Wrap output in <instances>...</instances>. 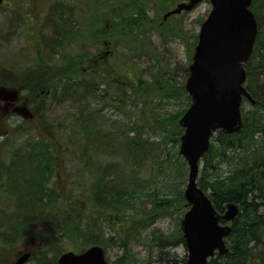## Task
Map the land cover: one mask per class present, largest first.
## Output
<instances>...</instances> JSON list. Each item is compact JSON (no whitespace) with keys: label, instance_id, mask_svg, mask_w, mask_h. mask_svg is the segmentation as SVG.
<instances>
[{"label":"rangeland","instance_id":"1","mask_svg":"<svg viewBox=\"0 0 264 264\" xmlns=\"http://www.w3.org/2000/svg\"><path fill=\"white\" fill-rule=\"evenodd\" d=\"M181 1L185 0H3L0 6V89L18 88L21 100L25 101L23 106L29 110V115L2 110L0 116V142H4L0 148L4 150L0 152L3 201L11 204L16 200V193L21 192L23 186L21 175L27 176L29 170H26L31 166L27 156L9 157L13 151L38 156L33 159L37 165L32 166L38 173L36 179L43 176L45 196H41V201L33 200L35 204L43 203L35 208L38 209L36 214L42 215H36L27 232L18 235L13 229L10 240L0 238V261L16 264L19 255L29 252L30 258L23 264H31L35 252L42 250L48 260L45 264H58L57 258L62 252H80L99 244L110 264H180V258L186 255L185 245L160 244V240L176 237L180 220L188 208L183 197L188 165L178 153L180 134L175 141L176 130L167 120L190 104L191 98L185 89V94L174 89L184 88L197 31L211 8L208 0H202L190 10L164 16ZM102 12L105 15L102 16ZM133 12L146 16L147 21L142 24ZM122 15L132 16L131 20L136 18L132 30L145 31L141 45L135 39L128 44L127 33L119 30L118 20ZM113 21L116 24H112ZM134 34L136 32H132ZM96 55L97 61L92 58ZM74 68L88 74L96 69L103 73L111 70L106 76L116 73L141 84V88L134 85L135 92L127 89L122 95V104L119 93H112L106 85L108 79L83 97L55 95L63 80H69ZM93 74L92 79L96 73ZM39 75L44 76V83L36 87L28 85L27 79ZM69 86L66 84L65 91ZM48 88L49 97L46 96ZM164 89L169 90L171 98L163 93ZM11 113L13 117L7 119ZM31 113L34 119H25ZM74 118L85 121L76 123ZM24 123H28L29 130L35 125L49 140H35V143L17 133H5L6 137H1L6 126ZM96 128L109 137L103 138L108 142L107 148L92 155L95 166L112 162L121 167L120 175H115L116 183L133 192L115 207L117 217L127 221L115 219L114 214L113 219L105 216V220L97 213L98 217L94 218L101 230L97 235L100 242L92 243L96 228L89 231L84 217L72 215L81 204L86 207L94 199L89 197L92 190L78 182L79 179H85L86 184L90 182L92 171L85 168L82 174H74L78 159L64 151L63 148L69 147L63 145L65 139L73 140L81 135H86V140H94L96 134L101 133ZM137 136L141 141L132 144L131 138ZM125 140L131 143V149H127ZM8 144L12 149L16 146L17 150H9ZM109 148L116 151L110 152ZM39 161H42L40 167ZM13 166L15 183L12 173L8 172V167ZM91 166L94 165L91 163ZM221 171L224 174L223 168ZM99 197L97 193L94 202L99 201ZM95 215L93 211L90 216ZM132 225L133 228L126 231ZM90 226L95 227L92 218ZM109 237L111 241L107 242ZM159 253L162 254L158 259ZM166 257H175L177 262L166 261Z\"/></svg>","mask_w":264,"mask_h":264},{"label":"trees","instance_id":"2","mask_svg":"<svg viewBox=\"0 0 264 264\" xmlns=\"http://www.w3.org/2000/svg\"><path fill=\"white\" fill-rule=\"evenodd\" d=\"M251 9L257 20L258 33L251 56L244 63V67L246 70L245 86L253 98V102H250L248 99H244L242 102V126L237 132L224 134L218 130L213 134L209 149L201 160L199 170L198 186L207 193L218 211H223L227 202H234L238 205V212L231 222V232L226 240L228 251L224 254L216 253L208 259L207 264H264V0H253ZM133 13L141 20L142 24L144 23L143 21H147L146 16H141V14L137 12ZM101 15L103 16L105 13L102 12ZM131 18L132 16L125 15L119 17L118 22L121 25L119 30L127 33L128 44L132 42V39H135L138 44L141 45V42H144L143 34L145 31L132 30L137 21L136 18H134L135 20H131ZM112 24H116V21H113ZM114 29L117 30V28ZM132 32H136V34L132 35ZM134 54L136 53L134 52ZM92 58H95L97 61V55ZM48 66L51 67V64ZM108 71L103 73L96 69L88 74V71L77 72L74 68L71 70L72 75L69 80H63V85L58 87L59 91H55V95H61L63 98H73L77 95L83 97L97 90L100 82L105 81L104 79H108L109 81L106 82V85L112 93H119V102L122 104V95L127 92V89H131L135 92L134 85L136 86L138 84L133 83L130 79H123L124 77L116 73L111 72V76H106ZM93 72L96 73L94 79H92L94 75ZM104 75L106 77H104ZM43 77V75H39L34 79H27V81L31 83H28V85L34 87L39 83H44L45 80L43 81ZM65 83L70 85L66 88L68 94L65 91ZM137 87L141 88V84ZM167 89H164L163 93L169 98L171 94L169 95V90ZM174 90L176 92L181 91L185 94L183 86H178ZM98 92L99 90L96 94H98ZM186 98L188 97L186 96ZM184 110L185 108L180 113L175 114V116L167 120L176 130V132H174V135H176L174 138L175 141H178V135L182 132V128L177 124V121ZM74 121L82 124L85 119L78 121L74 118ZM27 124L28 123L17 124L13 127H9L8 125L6 126L7 129L5 132H2L4 136L1 137H6L5 133H17L18 135L22 134L24 138L35 143L36 141L42 142L49 140L45 137V134L36 129L35 125L31 130L27 129ZM159 125H162V121H160ZM96 130L101 133L96 134L94 140H86V135H81V137L72 138L73 140H70V138L67 140L65 139L63 145H68L69 147L63 148L64 151L78 159L79 164L77 168H75L74 174H82L86 170L89 172L92 171V174L90 173L91 183L87 182L86 184L85 179H79V184L83 186L86 185L87 188L92 190V194H89L90 198L93 197L97 199V193H99L100 196L99 201L94 202L93 199L86 207L81 204L80 209L72 214H79L81 217H84L89 231L96 228V237L93 238L92 243L100 242L97 235L101 234L99 223L94 217H98L97 215L99 214L101 218L107 220L105 216H110L113 219L112 214H114L116 219V203L125 201L123 197L130 196L131 192H133L126 190L123 184L119 185L116 183L115 175H120L121 167H118L115 163L112 164V162H105L95 166L96 161L92 155L97 153L101 148H107L105 145H108V142L104 141L103 138L109 137L106 132H102L100 128H96ZM6 140H8V138H6ZM139 141H141V139L138 136L130 140L132 144ZM125 143H127V149H131V143L126 140ZM3 146L4 142L2 141L0 142V148ZM8 146L10 148L9 150H17L16 146H14L13 149L11 144H8ZM32 146L33 144L30 145V147ZM109 146H111V144ZM109 150L110 152L116 151L114 148H109ZM3 151L4 150H0V152ZM38 155L43 161V157L40 156V154ZM26 156L29 161L31 160L29 163L31 166L26 170H29L27 176L24 177L23 174L21 175L23 186L21 187V192L19 191L16 193L15 202L11 204L4 203V197L1 191L2 185H0V195L2 196V202H0V238L3 240H10L13 237V235L10 234L14 231L13 229L16 230L18 235L27 232L29 224L33 223L36 215H38L36 214L38 209L35 210V208L43 204H37V202L35 204V202H33L35 199L41 201V196H45L42 192L43 180L41 177L43 176L36 179L38 173L35 169L33 170L32 166L33 164L37 165V162L33 161V159L38 156L30 152L26 154H17V151H13L9 157L19 158ZM42 161H39V167ZM91 163L94 166H91ZM113 165L114 167H112ZM85 168L87 169L85 170ZM222 168L224 169V174L220 173L223 172L221 171ZM13 169L14 166L12 168L8 167V172L12 173V178L13 175H15ZM2 174V168L0 167V180H2ZM15 177L12 179L13 183H15ZM10 189L12 190V188ZM11 190H9V192ZM181 200V202L184 203L182 198ZM93 211L96 212V215L90 216L93 214ZM153 214L155 215L156 212ZM91 218L92 224L95 227L90 226ZM117 218L121 221H127L120 216ZM24 222H26L25 225L21 227ZM3 225H5L4 229L1 228ZM132 228L133 225L130 228H126V231ZM81 231H83V228ZM110 241L111 237L108 238L107 242ZM176 243H183L180 231H178L176 237L172 240L168 238L160 240L161 245H173ZM35 253L33 257L34 261L31 264H45L44 261H48L46 254H44L42 250ZM161 254L162 253H159L158 259L161 258ZM165 260L177 262V258L175 257H166ZM184 260L185 255L180 258V264H184Z\"/></svg>","mask_w":264,"mask_h":264},{"label":"water","instance_id":"3","mask_svg":"<svg viewBox=\"0 0 264 264\" xmlns=\"http://www.w3.org/2000/svg\"><path fill=\"white\" fill-rule=\"evenodd\" d=\"M2 0H0L1 3ZM201 0L178 2L166 15L189 10ZM211 9L200 24L197 42L188 66L185 89L191 101L178 120L183 127L178 153L188 165L183 197L188 206L180 220L187 250L185 264H207L215 252L227 251L228 223L238 209L233 202L220 213L208 195L198 186L200 161L209 148L216 130L232 133L242 125V97H251L243 85V63L249 58L257 35V22L250 9L252 0H208ZM28 253L19 256L21 263ZM59 264H108L104 250L91 245L82 252L65 251Z\"/></svg>","mask_w":264,"mask_h":264},{"label":"flooded vegetation","instance_id":"4","mask_svg":"<svg viewBox=\"0 0 264 264\" xmlns=\"http://www.w3.org/2000/svg\"><path fill=\"white\" fill-rule=\"evenodd\" d=\"M18 90V91H17ZM0 89V116L2 115V110L6 111H13V113H26L29 115V110H26L27 108L23 106V101L21 100L19 89ZM50 89H46V96L49 97ZM25 102V101H24ZM8 113V112H7ZM13 113L8 114L7 119H11L13 117ZM22 114H20L21 117H25ZM4 115V114H3ZM17 115V114H15ZM36 117V116H35ZM39 117V116H37ZM40 118V117H39ZM25 119H34V115L31 113L30 117H26ZM0 264H6L3 261H0ZM18 264V263H16Z\"/></svg>","mask_w":264,"mask_h":264}]
</instances>
